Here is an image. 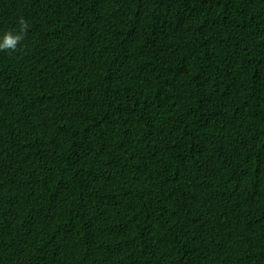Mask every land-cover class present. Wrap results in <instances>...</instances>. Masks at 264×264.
<instances>
[{
  "label": "trees",
  "instance_id": "16d2710c",
  "mask_svg": "<svg viewBox=\"0 0 264 264\" xmlns=\"http://www.w3.org/2000/svg\"><path fill=\"white\" fill-rule=\"evenodd\" d=\"M0 264H264V0H0Z\"/></svg>",
  "mask_w": 264,
  "mask_h": 264
},
{
  "label": "clouds",
  "instance_id": "9594fccd",
  "mask_svg": "<svg viewBox=\"0 0 264 264\" xmlns=\"http://www.w3.org/2000/svg\"><path fill=\"white\" fill-rule=\"evenodd\" d=\"M29 28L24 18L18 20V31L8 30L0 36V52L14 53L22 43Z\"/></svg>",
  "mask_w": 264,
  "mask_h": 264
}]
</instances>
